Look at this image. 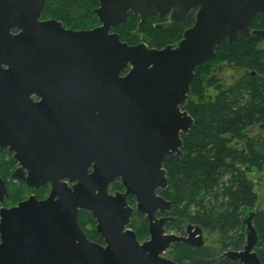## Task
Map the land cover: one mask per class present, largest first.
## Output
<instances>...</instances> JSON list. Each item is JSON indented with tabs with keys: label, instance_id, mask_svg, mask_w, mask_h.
<instances>
[{
	"label": "water",
	"instance_id": "obj_1",
	"mask_svg": "<svg viewBox=\"0 0 264 264\" xmlns=\"http://www.w3.org/2000/svg\"><path fill=\"white\" fill-rule=\"evenodd\" d=\"M12 1H18L15 19L21 28L18 63L4 72L28 76L32 67L49 60L52 73H59L71 61L94 59L98 72L110 75L114 83L110 96L93 99L102 114L104 110L109 113L119 154L116 163L122 166L117 173H39L40 183L53 182L49 198L31 196L16 206L1 208L0 264H180L162 253L173 241L199 245L194 235L201 229L196 227L187 238L163 235V228H153L152 239L141 243L132 229H126L132 215L126 194L108 197V185L121 176L128 192L137 195L139 210H145L146 202L154 204L155 210L166 203L155 188L167 186L164 160L183 154L182 134L189 133L194 123L187 106L196 67L213 58L224 40L232 45L240 34L264 37V30L251 28L255 14L264 12V0H99L93 11L100 25L80 30L66 28L55 18L40 20L48 0H0V7H10ZM192 9H197L195 23L176 46L150 47L145 41L129 44L117 31L110 32L126 24L130 12L139 15L140 25L152 15L170 12L167 24H171L182 23ZM123 165L138 173H126ZM14 176L34 183L31 173ZM66 176L79 179L74 190L60 182ZM5 192L0 176L1 198ZM83 208L97 219L105 245L90 240L83 230L79 221ZM149 212L154 218L153 211ZM255 214L250 207L241 210L246 244L241 251L227 252L245 264H264L255 251L259 240Z\"/></svg>",
	"mask_w": 264,
	"mask_h": 264
},
{
	"label": "flooded vegetation",
	"instance_id": "obj_2",
	"mask_svg": "<svg viewBox=\"0 0 264 264\" xmlns=\"http://www.w3.org/2000/svg\"><path fill=\"white\" fill-rule=\"evenodd\" d=\"M17 2L12 1L10 7H0V176L7 188L2 198L0 196V211L3 207L16 206L31 196L38 200L49 198L53 193V182L48 180L40 183L39 173H117L122 166L116 163V156L119 154L115 147L114 128L109 123V113L104 110L102 114L93 99L98 96H110L114 83L110 75L98 72L99 68L94 59H76L58 69L59 73H52L49 60L37 68L33 65L28 76L17 72H4L9 69L10 64L14 66L18 63V35L21 28L17 18L15 19L18 15ZM44 13L40 20L53 18L45 16ZM196 13L197 9H192L182 23L171 24L183 26L185 32L194 25ZM169 14L170 12L150 17L159 18L156 27L162 28L171 25L167 24ZM98 25L100 21L90 28H74L64 23L66 28L75 30L92 29ZM251 28L264 30V27L253 28L252 23ZM114 31H117L116 28L110 30ZM257 37L260 38L258 46L264 48V37ZM142 41L147 43L145 38L140 42ZM178 42L167 45L176 46ZM130 68L131 66L126 68L120 75L125 76ZM123 167L127 173L130 165ZM130 172L138 173V170L128 171ZM1 173L10 174L4 177ZM14 173H31L34 183L29 184L26 180L14 176ZM78 181L79 179L72 181L70 176L60 178V182L67 183L72 190ZM168 184L169 179L166 187L159 185L155 188L156 195L166 200V203L156 210L153 209L154 204L148 202L144 204L145 210H139L137 195L128 192L121 176H116L109 182L107 196L114 198L119 193L126 194L127 204L132 208L126 229H132L141 243L152 239L153 228L157 231L163 228V235L174 234L187 238L196 227L201 229L200 233L194 235V242L200 243L199 245L173 241L162 253L166 258L180 264H194V261L198 264H245L240 259L228 257L227 252L243 250L246 242L241 248H227L220 232H213L191 222L179 226L173 202L165 195ZM54 197L58 199V195ZM149 211H153L154 218H150ZM79 221L90 240L106 244L104 236L97 229L98 222L91 210L80 209ZM88 225L92 227L91 230ZM207 234L217 235V238L211 241ZM1 240L0 231V242ZM179 242L186 244L192 251L205 249L206 253L193 252V255L182 258L178 252L180 248L176 246Z\"/></svg>",
	"mask_w": 264,
	"mask_h": 264
},
{
	"label": "trees",
	"instance_id": "obj_3",
	"mask_svg": "<svg viewBox=\"0 0 264 264\" xmlns=\"http://www.w3.org/2000/svg\"><path fill=\"white\" fill-rule=\"evenodd\" d=\"M98 5L99 0H48L44 15L69 27L90 28L99 23L93 11ZM157 21L150 17L139 26L140 17L130 13L126 24L116 30L129 44L145 38L151 47L159 48L182 38L183 26L159 28ZM252 27H264V13L255 16ZM259 40L245 34L232 45L224 40L213 58L198 64L187 106L194 123L182 135L183 154L166 157L164 166L169 179L165 195L173 202L180 227L197 223L220 232L225 247L241 248L246 242L241 210L253 208L259 233L255 249L264 262V210L256 208L258 193L248 177L254 170L264 173V48L258 46ZM225 64L242 69L243 74L226 83L218 74ZM255 127L261 132L255 133ZM176 246L182 258L206 253L180 242Z\"/></svg>",
	"mask_w": 264,
	"mask_h": 264
},
{
	"label": "rangeland",
	"instance_id": "obj_4",
	"mask_svg": "<svg viewBox=\"0 0 264 264\" xmlns=\"http://www.w3.org/2000/svg\"><path fill=\"white\" fill-rule=\"evenodd\" d=\"M220 71L218 72L221 80L225 79L226 83L238 78L243 74L242 69H238L233 67L232 65H224L221 67ZM210 93H214L213 89H209ZM261 132L258 127H255V133ZM248 177L251 178L255 182V190L258 193V203L256 208L260 210H264V173L254 170L248 173ZM91 226L88 225V229L91 230ZM209 236V240L213 241L217 238V235L207 234Z\"/></svg>",
	"mask_w": 264,
	"mask_h": 264
}]
</instances>
